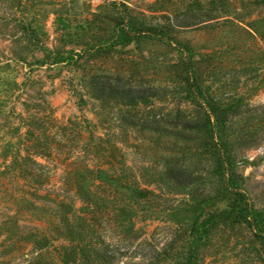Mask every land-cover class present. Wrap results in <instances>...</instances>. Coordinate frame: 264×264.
I'll return each instance as SVG.
<instances>
[{"label": "rangeland", "instance_id": "rangeland-1", "mask_svg": "<svg viewBox=\"0 0 264 264\" xmlns=\"http://www.w3.org/2000/svg\"><path fill=\"white\" fill-rule=\"evenodd\" d=\"M186 67L199 74L211 120L219 115L234 187H219L205 146L187 140L198 154L153 160L148 131L129 123L175 106L192 115L198 90ZM140 87L141 99L113 98ZM83 166L116 176L126 194L136 181L151 200L136 208L127 250L111 221L99 226L120 244L115 264H142L167 242L163 264H181L190 198L210 192L204 210L225 216L234 190L247 205L217 219L192 264H264V0H0V264H76L67 228L82 214L77 186L101 188ZM170 166L184 175L182 190L150 181Z\"/></svg>", "mask_w": 264, "mask_h": 264}, {"label": "trees", "instance_id": "trees-1", "mask_svg": "<svg viewBox=\"0 0 264 264\" xmlns=\"http://www.w3.org/2000/svg\"><path fill=\"white\" fill-rule=\"evenodd\" d=\"M259 21L257 18H253L250 28L257 31ZM186 70L190 71V68L186 67ZM187 77L188 80L193 81V84L195 82L194 85H196L198 90L193 95L197 107L194 109L192 115L186 116L180 107L175 106L165 113L155 111L150 115L140 116L136 121H130L129 123L138 125V129L140 130L148 131L147 142L152 143V151L149 157L153 160H159L160 158L169 160L178 152L182 154L184 150H187L190 154H198L196 149L191 150V142H187V140L195 141V148L205 146V148L199 150V154L205 151H211L209 155L210 157L212 156L213 162L215 163L214 167L221 175L222 183L219 184V187L227 188V185L228 187L229 185L234 187L235 180L232 176L235 174L232 170L225 171V167L221 161L223 149L219 143L218 132L215 128L220 120L219 115L215 110L213 112L215 115L214 121L211 120V103L203 94L204 91H202V88L198 85L199 74L190 71L187 72ZM118 91L113 92L114 99L123 96L128 101H132L135 97L141 99L148 95L145 92V87H140L135 92H131L129 89H122L120 93ZM207 110H210V112ZM165 151H167V154H164ZM82 170H86L88 173L94 171L95 173L91 176V180L96 178L97 182L94 183L91 181V185L98 184L94 187L101 188L91 190L88 187H80L88 186L89 183L85 181H82L79 184L80 186H77L78 196L81 201L78 210L82 214H77L74 221L68 223L67 228L71 238L76 239L75 252L78 253L76 264H115V253L119 252L120 244L115 243V246L114 244L110 246L109 240L105 242L99 226L101 223H103L102 225H107L111 221L114 226L113 233L118 235L117 240H121L122 249L127 250L137 237L136 228L134 227L136 208L138 206L143 207V203H147V209H149L151 207V200L145 198L146 193L139 194L138 182L136 181L129 183L130 192L126 194L125 192H120L116 187V183L118 182L117 177L113 176L114 180L112 181V174L106 175L104 173L105 170L99 166L91 168L83 166ZM174 170L176 169L170 166L164 174L157 172V176H154L150 181L154 182L159 189H162L161 187L163 186L165 190H182L185 180L184 175L180 170ZM76 179H78V176ZM112 182H114L113 185H111ZM102 183L104 187L99 185ZM141 190L145 192L149 191L148 194L152 192V189L146 190L145 188H141ZM218 193L216 192L214 194ZM214 196H211L210 192H205L196 199L190 198L191 208H189L190 217L188 218V223L191 226L189 231L191 239L188 242L184 260L181 264H192L195 262L197 258V247L205 243V241L201 242V240L203 238L206 240L209 229L217 223L218 218L228 219V215L232 211L235 210V213H238L247 205L243 194L239 190H234V198L228 214L222 216L221 211L214 213L209 209L204 210L206 206L210 205L207 199H212ZM141 199L144 201L143 203L140 202ZM156 206L154 205V208ZM147 209H145L146 213H150ZM203 212H205L206 217H203ZM237 216L235 214L232 220H236ZM197 219L200 221L195 225ZM60 232L63 237H66L62 230ZM111 235L109 234V236ZM169 245L170 242H167L159 248L151 250L148 260L142 264H163L162 260L170 252Z\"/></svg>", "mask_w": 264, "mask_h": 264}]
</instances>
